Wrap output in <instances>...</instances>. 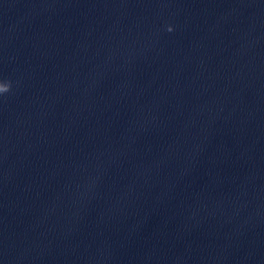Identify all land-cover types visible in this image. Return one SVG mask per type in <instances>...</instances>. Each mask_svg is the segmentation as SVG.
Masks as SVG:
<instances>
[{"label":"clouds","instance_id":"clouds-1","mask_svg":"<svg viewBox=\"0 0 264 264\" xmlns=\"http://www.w3.org/2000/svg\"><path fill=\"white\" fill-rule=\"evenodd\" d=\"M168 30L171 31L172 29L169 28ZM10 88H11L10 82H0V94L9 92Z\"/></svg>","mask_w":264,"mask_h":264}]
</instances>
